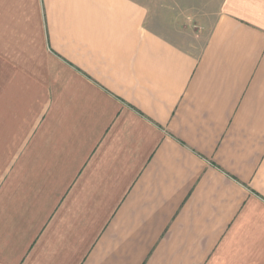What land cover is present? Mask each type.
<instances>
[{"label":"crops","instance_id":"obj_1","mask_svg":"<svg viewBox=\"0 0 264 264\" xmlns=\"http://www.w3.org/2000/svg\"><path fill=\"white\" fill-rule=\"evenodd\" d=\"M175 16L0 0V264H264V0Z\"/></svg>","mask_w":264,"mask_h":264},{"label":"rangeland","instance_id":"obj_2","mask_svg":"<svg viewBox=\"0 0 264 264\" xmlns=\"http://www.w3.org/2000/svg\"><path fill=\"white\" fill-rule=\"evenodd\" d=\"M219 1L220 0H160V4L164 9H170L176 14L174 20L175 25L181 26L182 29L193 28L197 33L201 28L199 23L200 18H202L207 11L212 9L215 10Z\"/></svg>","mask_w":264,"mask_h":264}]
</instances>
